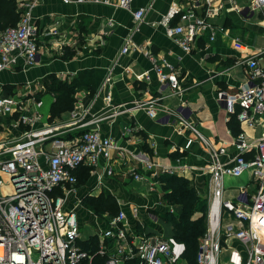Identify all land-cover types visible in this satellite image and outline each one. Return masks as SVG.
<instances>
[{"label":"crops","instance_id":"0c3cea01","mask_svg":"<svg viewBox=\"0 0 264 264\" xmlns=\"http://www.w3.org/2000/svg\"><path fill=\"white\" fill-rule=\"evenodd\" d=\"M23 1L27 0H17L21 13ZM29 1L34 2L32 12L39 54L35 64L26 71L0 74L6 91L9 88L10 91L38 89L37 95L43 103L38 108L42 117L36 127L60 125L61 136L74 138L83 129L98 126L125 153L121 155L120 150L114 149L109 160L101 158L95 167L101 177L93 173L92 166L84 165L90 167V176L86 182L79 180L67 202V207L75 208L78 213L80 229L87 223L95 229L85 236L81 233V242L94 236L99 241L97 234L107 225L109 213L100 215L85 204L86 197L102 192L117 199L135 232L172 235V223L166 221L162 213L174 208L165 201L159 177L138 180L132 171L150 173L140 157L156 163L159 176L166 173L161 172L164 166L187 165L184 172L179 170L177 175L196 184L200 180L197 186L203 190L205 184L209 198V176L203 173V168L207 167L210 156L205 144L184 122L194 123L208 138L226 144L229 155L224 156L223 161L234 156L231 144L239 132L244 130L252 137L264 134V115L257 124L248 126L217 97L220 89L235 94L249 83L246 69L238 63L241 59L262 51L258 62L264 66V23L258 11L248 12L250 0H215L221 8L208 16L214 24V38L210 29L203 30L192 50L186 52L166 34L162 21L174 5L182 10L195 7L199 15H204V0H133L131 8L94 2ZM237 7L243 11H237ZM139 8L146 11L137 22L133 12ZM180 21L178 12L169 23L175 25ZM237 40L243 46L237 44ZM124 46L128 49L123 52ZM150 54L157 59L167 58L175 65L179 84L184 88L181 93L160 80ZM164 70L169 72L167 67ZM54 78L75 80L79 84L73 108L57 115L52 112L56 93L48 89V83ZM108 94L111 105L106 101ZM43 95H47L50 102L47 114L40 110L45 105ZM153 98H158L155 117L140 105ZM85 109L88 110L86 123H71L73 113ZM106 167L112 168L111 174L106 173ZM233 179H239V186L228 184ZM224 182L228 198H236L240 189L251 194L255 188L250 186L251 170L240 176L226 175ZM135 207L137 215L133 213ZM232 247L242 248L243 245L229 239L222 252L227 249L230 252ZM183 263L188 264L184 258L179 264Z\"/></svg>","mask_w":264,"mask_h":264},{"label":"built area","instance_id":"2783aa9c","mask_svg":"<svg viewBox=\"0 0 264 264\" xmlns=\"http://www.w3.org/2000/svg\"><path fill=\"white\" fill-rule=\"evenodd\" d=\"M62 1L131 8L133 0ZM205 3L204 15H199L195 7L182 10L174 5L162 21L166 34L186 52L192 50L203 30L210 29L214 38V24L208 16L217 13L221 5L215 0H204ZM33 7L34 2L23 1L18 24L0 29V74L26 71L37 60L39 45ZM248 8V12L258 11L264 23V0H250ZM145 11V8L135 10V21L142 20ZM237 11L243 9L237 7ZM178 12L180 23L170 25V19ZM236 43L243 46L239 40ZM127 49L124 46L122 51ZM261 52L238 62L248 74L247 85L235 94L226 89L217 92L227 110L248 126L257 124L264 115V66L258 62ZM149 57L160 80L181 93L184 88L179 84L175 65L167 58L157 59L152 54ZM166 67L169 72L164 70ZM4 84L0 80V264H179L186 252L184 241L174 234L135 232L123 210L109 216L106 227L99 230V244L94 252L82 246L78 213L75 208L67 207L78 186L76 172L81 166L89 165L101 177L95 169L100 159L109 160L114 149L120 150L121 155L125 153L98 126L85 128L74 138L61 136L60 125L36 127L42 117L38 108L43 103L37 95L38 89L6 91ZM106 101L111 105L110 94ZM157 103L158 98H153L140 105L155 117ZM87 112V109L74 112L71 123L84 125ZM184 123L205 144L210 156L207 167L203 168V173L209 176L208 227L199 245L198 263L221 264L224 243L234 239L243 247L231 248L227 264H264V134L252 137L244 130L239 132L231 144L234 156L223 161L229 155L226 144L208 138L194 123ZM139 159L150 173L133 169L135 179L159 177L156 163L144 157ZM186 167L184 164L164 166L161 172L178 174ZM247 170H251L254 191L250 194L240 189L236 198L225 197V176H240ZM106 173L111 174L112 168L106 167ZM133 213L138 214L137 207Z\"/></svg>","mask_w":264,"mask_h":264},{"label":"trees","instance_id":"16d2710c","mask_svg":"<svg viewBox=\"0 0 264 264\" xmlns=\"http://www.w3.org/2000/svg\"><path fill=\"white\" fill-rule=\"evenodd\" d=\"M17 3V0H0V29L15 25L19 21L21 9ZM76 86L79 84L75 80L65 81L54 78L48 83V89L56 93L52 105L54 115L73 108ZM81 170L83 173L80 178ZM76 174L80 182H86L90 176V167L81 166ZM159 180L162 184L165 201L174 208L173 211L168 208L166 212L162 213V216L166 221L172 223L175 237L185 242L184 259L187 263L199 264L197 254L200 239L206 231L207 198L202 197L198 193L197 187L185 176L164 173L159 176ZM85 204L98 214L109 213L110 217L116 215L120 210L117 199L107 192H102L98 196L86 197ZM195 212L203 214L195 216ZM80 243L84 248L94 252L99 241L94 236L87 242ZM97 260L102 261V257L97 256Z\"/></svg>","mask_w":264,"mask_h":264},{"label":"rangeland","instance_id":"374dc122","mask_svg":"<svg viewBox=\"0 0 264 264\" xmlns=\"http://www.w3.org/2000/svg\"><path fill=\"white\" fill-rule=\"evenodd\" d=\"M21 16V15H20ZM17 24H18V22H17ZM16 25V24H15ZM43 100H44V103H45V105L40 109L44 114H47L48 112H49V108H50V102L49 101H47V95H43ZM191 180V179H190ZM191 182L197 187V191H198V193L202 196V197H204V198H207V209H206V212H205V216H206V230H207V227H208V203H209V198L207 197L208 196V192L207 191H205V184H203V186L202 187H204V189L203 190H200V186H197V184H198V182L200 183V180L199 181H197V184H196V182L195 181H192L191 180ZM239 183H240V181H239V179H233V180H230L229 182H228V184L229 185H233V186H239ZM242 183V182H241ZM201 185V184H200ZM250 186L252 187V188H254L255 187V183L254 182H251L250 183ZM108 214V213H107ZM199 214H203V213H197V212H195L194 213V215L195 216H199ZM101 215V214H100ZM94 227H93V225H91V224H85L84 226H82V228H81V233H82V235L83 236H85V235H88V234H90V233H92V232H94ZM206 232V231H205ZM204 235V234H203ZM202 235V236H203ZM229 254H230V252H229V249H227V250H224L222 253H221V255H220V261H221V264H227L228 263V258H229ZM35 257H36V255H34ZM184 264V263H183Z\"/></svg>","mask_w":264,"mask_h":264}]
</instances>
